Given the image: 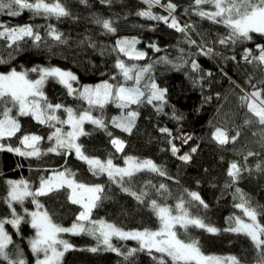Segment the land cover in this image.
Here are the masks:
<instances>
[{"label": "trees", "instance_id": "1", "mask_svg": "<svg viewBox=\"0 0 264 264\" xmlns=\"http://www.w3.org/2000/svg\"><path fill=\"white\" fill-rule=\"evenodd\" d=\"M161 2L166 4L168 0ZM172 2L177 5L174 15L180 24L191 25L186 33L170 28L163 21L138 16V11L148 10L143 0H112L111 4L101 3V0H87L86 3L81 0H61L71 15L59 19L55 16L35 15L27 9L16 17L9 16L6 12L0 13V24L7 27L30 24L42 38L38 46L31 38L26 37L11 47H8L10 41L0 38V58L4 61L0 63V73L7 74L12 69L28 71L29 79L34 80L39 78V73L31 72V68L58 67L71 71L77 77L74 82L77 91L82 86L100 82L133 86V81H125L115 66L117 60H123L126 65H135L137 68L152 65L140 81L139 87L142 90L147 92L145 86L153 82L167 90V102L163 106V112H157L156 107L146 103L131 105L129 109L118 108L114 102H109L103 109L92 107V115L103 116L113 137L125 141L123 152L115 150L105 131L89 123H85L84 128L90 135L81 137L78 141L84 145L87 155L101 160L112 158L113 163L118 166L124 165L128 156H133L140 160L150 159L166 170L167 176L164 177L147 171L133 177L132 190L138 193L148 192L144 203L123 192L120 185L111 182L106 175H93L89 166L77 159L74 153L70 156L48 153L47 149L55 143L54 140H48L54 129L47 124H39L31 116H19L18 109L13 108L11 115L18 119L21 130L16 136L5 138L0 143L14 148L22 147L20 138L24 134H35L44 139L38 144L42 153L39 158L21 157L15 152L0 151V218L11 219L10 209L5 202L9 191L6 183L8 180H26L35 190L41 177L47 178L53 171L68 168L75 173L77 182L104 186L103 195L106 198L93 210L92 219L116 224L124 230H157L160 222L150 206V201L156 199L159 204L170 206L173 214H176L175 206L183 200L190 214L202 218L206 224L221 231L209 233L205 229L189 226L185 235L184 229L177 226L176 230L181 239L199 241L201 251L207 256H236L244 264H255L257 250L250 239L223 229L229 227V217H243L241 210L234 206L239 202L234 199L237 187L246 194L253 207L264 211L260 207L264 206V141L258 134L264 126L245 123L248 119L255 121L256 118L240 99L253 91L264 90V83H261L264 80V66L258 67L255 61L249 64L243 59L248 49L252 50L253 55L259 54L257 45H264V37L253 34L251 41L220 44L219 40L230 33L227 27L198 16V6L194 4V0ZM199 7L207 11L215 10L207 4ZM151 11L156 15H168L160 5H154ZM97 18L112 20L117 31L107 32L101 24L95 22ZM49 25L62 33V39L67 42L54 40L48 34ZM123 38L137 39L139 43L136 48L146 53L145 58L133 60L120 53L116 41ZM191 40L196 43H190ZM93 44L95 47L91 46ZM157 48L160 50L157 51ZM193 62L199 66L198 69L192 68ZM43 91L52 104L75 108L78 112L90 107L79 96L69 94L67 87L56 79L49 78ZM154 104L159 106V102ZM129 110L139 112L131 135L111 124L112 118ZM56 114L62 119L67 118L63 109ZM0 119H3L2 114ZM57 127H62L65 132L69 131V125L58 124ZM161 128H168L172 136L176 137L173 143L180 149L177 154L171 152L170 137L160 132ZM216 128L225 130L229 137L237 133L239 135L234 143L221 146L213 137ZM186 136H191V139L184 143L182 137ZM192 148H196V152H191ZM249 151L257 155L248 156ZM186 153L191 155L190 161L185 162L178 158ZM234 161L250 171H243L242 178L232 187L226 188L225 184L231 183L227 171ZM258 164L260 169L256 167ZM149 181L151 184H148ZM160 183L167 186V191L161 190L158 193L152 187H158ZM69 192L65 187L36 198L44 205L53 221L64 227H70L82 210L79 205L69 201ZM189 192H197L208 207L204 208L194 201L189 204ZM31 201L32 198L29 197L22 206L13 205L24 216L25 221L30 220L24 212L25 208L29 212L37 210L36 204ZM260 220L264 223V217H260ZM5 229L13 239V244L8 247L12 258H16L19 250L26 264H35L36 255L30 246L35 230L30 223L22 222L19 229L6 224ZM61 238L73 245L72 249L64 253L61 264H156L147 251H138L134 256L125 259L124 255L106 250L95 237L86 233H62ZM112 243L122 253L131 248H139L135 240L124 241L114 237ZM94 247L97 251H90ZM166 259L168 264H172L170 258ZM0 264L7 262L0 260Z\"/></svg>", "mask_w": 264, "mask_h": 264}, {"label": "snow or ice", "instance_id": "2", "mask_svg": "<svg viewBox=\"0 0 264 264\" xmlns=\"http://www.w3.org/2000/svg\"><path fill=\"white\" fill-rule=\"evenodd\" d=\"M81 2L86 3L87 0H81ZM101 3L111 4L112 0H101ZM143 3L148 6V10L138 11L136 13L138 16L146 17L150 20L163 21L170 28H174L181 33H186L188 28L191 27L188 24H180L174 15L177 5L172 0H168L166 4H162L161 0H143ZM194 4L198 6L196 12L198 16L206 18L213 23L223 24L230 30L226 38L219 40L220 44L228 42L235 44L244 40L251 41L253 34H259L264 37V0H194ZM205 4L211 5L215 10L207 11L199 7ZM154 5H160L165 8L168 15L153 14L151 8ZM25 9L32 11L35 15L55 16L57 19L71 15L70 11L61 3V0H50V2L49 0H0V13L6 12L7 15L16 17ZM95 22L101 24L103 29L109 33L117 31L116 27L113 26L114 22L112 20L97 18ZM0 28H3V31H0V38L11 42L8 47H11L12 44H17L18 41H22L26 37L31 38L38 46L42 39L39 32L34 31L33 26L30 24L15 27H7L0 24ZM48 34L60 43L67 42L62 39L63 34L51 25H49ZM138 43L139 41L135 38H123L116 41V46L117 50L129 59L139 60L145 58L146 53L137 50L136 45ZM190 43L195 44L196 42L191 40ZM91 46L95 47L94 44ZM257 47L259 48L258 55H253L252 50L248 49L243 59L249 64L255 61L258 67L264 66V45H257ZM156 50L159 51L160 49L157 48ZM3 62L2 58H0V63ZM115 66L120 70L125 81H133V86H125L124 84L113 85L108 82H104L94 88L85 86L79 95L87 101L90 107L79 112L61 104H52L48 101L43 91L45 82L49 78H53L65 85L69 90V94L76 92L77 90L73 88L71 82L76 81L77 77L71 71H65L58 67L39 69L33 67L30 71L39 73V78L34 80L29 79L28 71L12 69L7 74L0 73V109H2L0 114L3 116V119H0V141L16 136L21 130V124L18 119L11 115L13 108H16L19 116H31L39 124H47L54 129L48 140H54L55 143L54 146L47 149L48 153L64 156H70L74 153L77 159L89 166L93 175H106L111 182L119 184L123 192L144 203L148 192L140 191L138 193L132 190L133 177L137 173L144 171L164 177L167 176L166 170L150 159L140 160L133 156H128L124 161L125 166L120 167L113 163L112 158L101 160L98 157L87 155L84 151V145L78 142L81 137L90 135L84 128L85 123H89L107 133L111 138V145L117 152H123L126 146L125 141L118 137H113V133L108 131V124L102 115L99 117L92 115V107L94 106L103 109L109 102H114L118 108L129 109L131 105L139 106L146 103L156 107L157 112H163V106L167 102L165 99L167 90L161 89L154 82L145 86L147 92L139 87L144 73L148 72L152 65L137 68L135 65H126L123 60H117ZM198 67L195 62L192 63L193 69H198ZM262 70H264V67H262ZM249 83H251V80H249ZM261 83H264V80ZM253 87L255 88V85ZM262 91L264 90H256L240 97L242 104L256 118L255 121L252 119L246 120V124L258 123L264 126V98H262ZM154 102H159V106L154 104ZM9 105L11 106L9 107ZM61 109L67 114L66 119H62L56 114ZM138 116L139 112L137 110H129L121 116L112 118L111 124L131 135L136 127ZM58 124L69 125L71 130L65 132L62 127H57ZM160 132L170 137V150L174 155L177 154L180 149L173 143L176 137L172 136L168 128H161ZM258 134L261 136V140L264 141V127L261 128ZM238 135L237 133V135L229 137L225 130L216 128L213 137L219 145L224 146L230 142L234 143ZM43 139L39 135L24 134L20 138L22 147L14 148L11 145L0 143V151L15 152L21 157L39 158L42 153L38 144ZM182 139L184 143H187L191 136L182 137ZM196 150V148H192L191 152L194 153ZM253 155H257V153L248 152V156ZM178 158L187 162L191 160V155L186 153ZM256 167L260 169L259 164ZM243 171H250V169L243 168L235 161L232 162L227 171L231 183H226L225 187L228 188L235 185L242 178ZM74 177L75 173L68 168L63 171H53L49 177L40 178L39 186L35 190L31 188L26 180H8L6 182L9 185V191L5 197V202L10 209L11 219L0 218V260L6 261L7 264H26L19 250H17L16 258H12L8 247L13 244V239L5 229L6 224H11L19 229V225L22 222H26L30 223L31 228L35 230V235L30 240L31 250L36 255L35 264H61L64 253L73 248L71 243L61 238L62 233H72L74 235L86 233L91 235L100 244H103L106 250L124 255L125 259L134 256L138 251H147L151 258L156 261V264H168L166 258H170L172 264H224V260H227L229 264H244L243 260L236 256L226 258L207 256L201 251L199 241L190 238L187 240L181 239L178 236L177 226L184 229L185 235L189 226L205 229L209 233L221 231L214 226L206 224L202 218L190 214L183 200L176 204V214H173V209L170 206L161 205L156 199L150 201V206L160 222V227L157 230L126 231L116 224L92 219L93 210L99 206L102 199L106 198L103 195L104 186L101 184L87 185L79 183ZM148 184H151V181ZM65 187L70 190L69 201L72 204L79 205L82 209L70 227L55 223L49 212L44 209V205L40 204L36 199L37 197L60 191ZM152 187L156 188L158 193L161 190L167 191V186L163 183H160L158 187L156 185H152ZM235 193L237 195L234 196V199H238L239 202L234 206L241 210L243 217H229L228 219L231 223L223 231L242 234L249 238L257 250L255 264H264V223H261L260 220V217H264V211H258L256 207H253L246 194L240 188L237 187ZM188 195L191 198L188 202L189 204L194 201L204 208L208 207L197 192H189ZM29 197L32 198L31 202L36 204L37 210L29 212L25 208L24 212L30 217L29 221H25L24 216L19 214L13 205L19 204L22 206ZM260 207L264 208V206ZM41 209L44 210L41 211ZM114 237L124 241L135 240L138 242L139 248H131L126 253H122L121 249L112 243ZM90 251L95 252L97 248H91ZM153 253L159 255H153Z\"/></svg>", "mask_w": 264, "mask_h": 264}, {"label": "rangeland", "instance_id": "3", "mask_svg": "<svg viewBox=\"0 0 264 264\" xmlns=\"http://www.w3.org/2000/svg\"><path fill=\"white\" fill-rule=\"evenodd\" d=\"M162 10V9H161ZM138 50V49H137ZM138 51H140V50H138ZM127 57V56H126ZM128 58V57H127ZM133 60H135V59H133ZM74 82L75 81H72L71 83H72V86H73V88L75 89V86H74ZM104 82H100V83H98V84H93V85H90V84H88V85H85V86H87V87H91V88H94V87H96L97 85H100V84H103ZM109 83V82H108ZM85 86H82V88L79 90V91H76V92H73L72 94L73 95H76V96H79L80 97V95H79V93L83 90V87H85ZM81 99H83L82 97H80ZM86 103H87V101L85 100V99H83ZM88 104V103H87ZM74 110H76L75 108H73ZM77 111V110H76ZM78 112V111H77ZM69 130H71L70 129V126H69ZM118 166V165H117ZM125 166V164L124 165H122V166H120V167H124ZM245 219H247L246 217H244ZM126 231H131V230H126ZM62 250V249H61ZM224 264H229V262L227 261V260H224Z\"/></svg>", "mask_w": 264, "mask_h": 264}]
</instances>
